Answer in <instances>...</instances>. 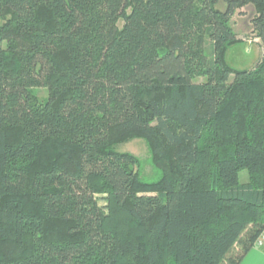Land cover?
Returning <instances> with one entry per match:
<instances>
[{
	"label": "trees",
	"instance_id": "obj_1",
	"mask_svg": "<svg viewBox=\"0 0 264 264\" xmlns=\"http://www.w3.org/2000/svg\"><path fill=\"white\" fill-rule=\"evenodd\" d=\"M246 5L264 41V0H0V264L242 262L264 230V44L225 59ZM133 135L158 180L115 148Z\"/></svg>",
	"mask_w": 264,
	"mask_h": 264
},
{
	"label": "rangeland",
	"instance_id": "obj_2",
	"mask_svg": "<svg viewBox=\"0 0 264 264\" xmlns=\"http://www.w3.org/2000/svg\"><path fill=\"white\" fill-rule=\"evenodd\" d=\"M222 8H225V5H223ZM255 14V8L252 5H246L238 8L231 18V25L236 32L238 41L228 47L225 59L233 68L239 70H252L262 57L264 41L258 36L254 29L252 20ZM122 24L123 22L121 21L120 25ZM196 80H199V78ZM33 92L40 99H45L49 95L47 87L34 88ZM115 148L122 152H129L138 158L139 165L135 167V169L141 180L148 182L156 181L163 174V167L156 162L149 143L144 137L138 135L130 136L125 140L117 142ZM242 173V180L247 181V171L244 170ZM99 198L100 203L105 206V208L107 207L106 209L108 210V206H106V198H108V196L100 195ZM111 216L114 218V211H111L109 217Z\"/></svg>",
	"mask_w": 264,
	"mask_h": 264
},
{
	"label": "crops",
	"instance_id": "obj_3",
	"mask_svg": "<svg viewBox=\"0 0 264 264\" xmlns=\"http://www.w3.org/2000/svg\"><path fill=\"white\" fill-rule=\"evenodd\" d=\"M240 264H264V245H254Z\"/></svg>",
	"mask_w": 264,
	"mask_h": 264
},
{
	"label": "built area",
	"instance_id": "obj_4",
	"mask_svg": "<svg viewBox=\"0 0 264 264\" xmlns=\"http://www.w3.org/2000/svg\"><path fill=\"white\" fill-rule=\"evenodd\" d=\"M254 245L255 246H262V245H264V230L258 236V238L256 239Z\"/></svg>",
	"mask_w": 264,
	"mask_h": 264
}]
</instances>
